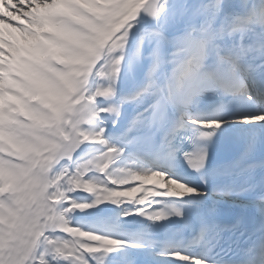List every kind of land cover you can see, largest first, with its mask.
I'll return each mask as SVG.
<instances>
[{"label":"bare ground","instance_id":"1","mask_svg":"<svg viewBox=\"0 0 264 264\" xmlns=\"http://www.w3.org/2000/svg\"><path fill=\"white\" fill-rule=\"evenodd\" d=\"M249 1V7H251L256 0ZM19 2L31 3L27 13H23L22 9H17L25 17L29 16L30 19L19 22L22 25L21 28L3 27L0 30L1 34L14 36L17 32H22L23 35H26L31 28L36 27L37 23H44L49 26L53 21L56 25L59 23L65 25L63 21L67 20L71 21V25L77 24L79 30L83 31L81 32L83 40L95 46L94 52L83 53V57H81L78 56L79 54L71 53V46L56 36H52L48 43L38 41L36 49L40 52L41 57L45 54L49 55L48 64L41 62L34 49H29L27 45L23 53H29L30 59L20 58L16 53L12 54L13 47L8 44L6 46V43L0 47V79L3 76L7 77L8 74H14L12 69L17 72V75H13L11 84L7 79L1 84L9 98V108L0 106V152L6 154L5 159L0 158V168L5 170L4 176L7 178V182L15 184L27 180L29 176L34 178L37 171L31 167V162L40 156H56L57 159L73 158V161L53 172L48 182V196L52 203L57 205L55 212H57L60 233L57 236H44L40 243L59 246V250L54 249L57 252L58 264H69L63 258L79 259L77 255L79 247H73L70 243L65 245L66 241L81 239L95 245L101 244L102 241L99 238L93 239V234L105 235L108 238L119 239L123 242L112 253L99 254L102 260L110 261L111 264H179L170 254L162 256L153 254V248H150L152 236L150 229L153 224L150 221L142 220V215L150 208L149 200L154 194L153 189L149 187H160L159 183L147 185L144 181H140L133 188H126L130 185L112 187L104 178L105 174L101 173L100 169L109 167V170H113V166H116V168H123L124 171L128 169L137 172L156 171L139 160H129L126 155L127 149L120 146L118 142L150 134L147 129L142 130L139 134H125V129L129 127L132 118L138 113L142 117H148L150 110L147 108V104L155 98L141 90L147 84L148 70L152 65L151 52L155 46V37L150 41L147 33L155 31L157 24L163 22L165 24L164 34L169 40L183 34L185 24L183 21L174 22L173 14L179 15L184 0L160 1L165 5L164 10L155 17L152 25L135 21L138 24L136 28H138L136 34L130 29L129 41L125 49L127 56L117 77L114 93L106 96H91V98L89 90L90 88L94 90L95 84L98 82V78L92 77L90 71L91 68L95 67L93 61L98 53H106L116 33L120 32V28L113 26L105 18L104 13L110 2L108 0H88V2L83 0H49V6L46 5L45 1L40 3L39 0H19ZM217 2L218 0H187V3L191 5L211 4L214 6ZM9 3L14 2L11 0ZM224 4L225 10L228 12L239 14L244 12L240 7L241 0H224ZM2 7L5 15L12 18L17 17L15 14L8 12L6 3H3ZM130 18L134 19L131 16ZM3 22L5 21H1L0 25ZM102 23L105 26H101ZM243 26L244 22H241L236 25V28L239 30ZM136 35H138V40L140 35H145V39L140 47L139 56L133 60L131 71H129L127 57H131L136 52L138 41ZM134 36L135 38H133ZM6 39L10 38L6 37ZM116 42L119 43L120 41ZM220 43L223 46L230 45L226 39ZM173 52L174 47H172V44H162L161 56H168L171 59ZM13 56H15L14 59H12ZM51 58H55V61L62 65L61 70H54L50 67L49 61ZM20 61L22 62L20 63ZM74 63L79 64L82 69L91 74V80L85 84L84 88L77 85L76 81L63 76L65 68ZM34 67L41 68L43 74H37ZM166 67H171V65ZM0 81L2 82V80ZM99 82L106 83L104 81ZM27 91L33 92L37 97L40 96L43 99V104L41 105L37 101L32 102L29 95L24 97L22 92ZM138 91H141L143 96L142 102L131 98ZM79 94H84L87 98V108L85 107V117L79 115L76 121L81 122V119L84 118L82 123L85 124V128L98 125L104 128V132L103 135L87 133V137L83 138L79 148L72 152H65L62 149V134L58 132V127L54 125V121L66 113L68 101ZM199 99L200 97L196 98V103L190 106L189 110L198 103ZM116 101L121 102L119 104L121 117L115 123L111 118L112 111L108 113L89 111L96 102L98 106L105 107L109 103L114 104ZM127 107L131 110V115L125 113ZM21 108L24 111H29L30 115L34 114V117H28L27 123L19 121L18 116L15 115V110L19 113ZM93 120H96V122L91 125ZM21 128L28 133L26 139L17 136V131ZM79 131L81 132L80 129ZM104 140L106 144L114 145L119 150V154L107 153L102 155L101 153L106 151L105 145H103ZM11 158H16L18 162L13 163ZM164 174L171 178L166 173ZM115 183L118 182L115 181ZM112 193H116V195H112ZM124 193H131V195H124ZM141 194L148 197L144 204L137 203ZM11 196L12 194L8 193L0 194V243L8 241L11 237L5 228L7 221L17 213L21 214L16 204L13 203ZM105 197H111V199L106 200ZM113 200L116 204L112 203ZM71 205L81 209L86 219L78 222L71 218L69 214ZM82 231H89L93 234L82 233ZM132 234L141 236L139 237L140 240L135 241L131 237ZM125 247H128L130 251H126ZM93 249L98 250L97 248ZM84 250L92 249L87 247ZM46 255L48 254L41 250L40 254L36 255L34 264H47L44 259ZM89 259L95 264L94 257H89ZM160 261L162 263H159Z\"/></svg>","mask_w":264,"mask_h":264},{"label":"snow or ice","instance_id":"2","mask_svg":"<svg viewBox=\"0 0 264 264\" xmlns=\"http://www.w3.org/2000/svg\"><path fill=\"white\" fill-rule=\"evenodd\" d=\"M13 2L15 3V7L8 8V12L18 16L20 20L27 19L22 12L27 13L31 4H21L19 0H13ZM261 3H264V0ZM127 7L122 4H114L108 8L109 13L122 15L124 19L119 20L117 23L116 27L120 28V32L116 33L106 53H98L96 59L93 61L95 67L91 68L90 71L92 77L98 78V82L95 84L94 90L90 88V98L91 96H106L114 93L117 77L122 70V63L127 56L125 51L126 44L123 41L127 40L128 43L133 22L137 21V17L141 12L149 17H157L164 10L165 5L160 0H144L141 5L133 8L131 12H127ZM240 7L244 10L243 14L226 11L224 0H218L214 6L211 4L191 5L187 3V0H184L179 15L173 14L174 22H184L185 31L183 34L169 40L164 34L165 24L163 22L157 24L155 31L147 33L150 41L155 37V46L151 52L152 70L158 64L161 57L160 50L164 43L172 44L174 47L172 55H178L186 62L185 68L181 70L183 74H179L178 71L177 76L170 81L169 87L164 91L163 95L158 96L155 103L151 105L150 127H159L161 121L166 116L167 108L171 106L180 113L179 128L187 129L189 124H198L206 129H218L221 127V121L217 118H192L189 107L196 103V98L206 93H212L220 101L221 108L217 111L222 110L225 106L224 98L227 95L238 96L240 102H244L243 98L248 96V88L245 81L254 79V74L258 69H264V31H261V28L264 27V13L257 11L255 4L249 7V0H241ZM17 9H22V12H18ZM126 12L127 15H125ZM129 16L134 17V19L129 20ZM0 20L6 21L13 28L22 27L18 20L11 19L6 15H0ZM125 20L128 22L125 23ZM241 22H244V26L237 30L236 25ZM63 23L70 25L71 21L64 20ZM257 24L260 26L259 32L256 31ZM208 25L211 26L210 29L207 28ZM206 31H211L220 42L228 39V35H231L233 37L231 39V46H222L215 51L210 50L207 48L204 36L202 35ZM144 39L145 35H140L136 43V52L131 57H127L129 71H131L133 60L139 56L140 47ZM116 41L120 42L117 43ZM210 58L214 60L211 66L206 64V61ZM257 59L260 63L253 64L252 61ZM152 70L147 74V84L141 89L144 93H147L151 86ZM34 71L37 74H43V70L39 67H34ZM99 81L106 83H100ZM139 95H141V91L137 92V96ZM260 95L264 97V92ZM248 99L251 100L252 97L248 96ZM95 106L103 108L102 106H98L97 102ZM244 119L264 121V115H255L245 117ZM191 131L193 135L189 137V140L194 146L195 151L185 152L184 159L190 167L200 169L204 166L207 154L206 144L211 141L213 131H202L200 128H193ZM170 135L173 137L179 135L178 129L173 127ZM103 145H105L106 151L102 152V155L110 153L109 149L114 150L111 153L119 154V150L114 145L106 144L105 140ZM169 146L171 147V144ZM100 172L104 173L107 177H111L113 181L118 182L111 183L113 185H130L126 188H133L140 181H144L147 185L159 183L160 187L153 190L154 194L151 196L153 198L160 196L184 197L186 194L196 192L194 187L188 186L177 179L169 178L161 171L137 172L131 169L126 171H111L108 167L107 169L101 168ZM116 174H119L118 179L116 178ZM201 180H204L203 175L201 176ZM112 195H116V193H112ZM124 195H131V193H124ZM105 199L108 200L111 197H105ZM147 200V195L141 194L137 203L144 204ZM112 203L116 204L114 200ZM174 214L176 216L181 215L179 210H174ZM148 218L161 220L164 216L161 212L157 211L149 215ZM210 227H213V225L202 223L200 233L192 243H203ZM82 233L93 234L89 231H82ZM96 238L102 241L101 244L96 246L98 250L85 251L84 248H80L77 253L79 259L71 257L63 259L68 261L69 264H93V261L89 257H94L95 264H111L110 261L102 260L99 254L112 253L123 242L119 239L108 238L105 235L93 234V239ZM80 243L87 245L89 242L81 240ZM132 246L137 247L136 245ZM40 251L41 249H37L36 255H39ZM170 255L179 264H203L201 259L188 254H182L179 251H173ZM44 259L47 261V264H58V258L56 261H52L50 256L46 255Z\"/></svg>","mask_w":264,"mask_h":264},{"label":"clouds","instance_id":"3","mask_svg":"<svg viewBox=\"0 0 264 264\" xmlns=\"http://www.w3.org/2000/svg\"><path fill=\"white\" fill-rule=\"evenodd\" d=\"M255 8L257 11L264 13V3L255 5ZM210 27V25L207 26L208 29ZM261 31H264V27L261 28ZM202 35L204 36L207 48L210 50L215 51L217 48L223 46L211 31H206ZM232 38L231 35H228L229 40ZM123 42L127 45V40ZM185 64V60L178 55H172L171 59H165L161 56L156 68L152 70L151 65L148 70V72L152 70V74L151 86L147 93L154 96L155 100L158 96H162L164 91L169 87L170 81L177 76L178 71L179 74H183L181 70L185 68ZM167 65H171V67H166ZM131 98L138 102H142L143 100V96H137V92ZM120 103V101H116L114 104L109 103L103 108L94 105L89 111H99L100 113L112 111L111 118L113 123H115L121 117ZM113 109L115 110L113 111ZM150 116L151 114L148 117H142L138 113L132 118L129 127L125 129V134H139L144 129L151 130ZM96 120L91 121V125L95 124ZM103 132L104 128L98 125L81 130L82 135L85 133L102 134ZM17 136L21 139H26L28 133L25 129L21 128L17 131ZM108 151L111 153L114 150L109 149ZM260 167L261 176L258 181L255 180L256 167L249 165L245 169L249 173L245 186L238 188L231 187L228 189L213 188L209 192V198L213 202H215V197L217 196H235L239 198L244 194L251 195V198L239 201L241 211L236 215L234 223L230 225L212 224L213 227L209 228L203 244L206 248L215 250V257L213 258L212 264H264V165ZM116 178H119V174H116ZM233 202L235 203L236 201ZM69 243L73 247L79 246L85 249L88 247L86 244H81L80 241L78 244L76 241H66L65 245ZM39 249L47 253L52 261H56L57 252L54 249L59 250V246L42 242L39 244ZM12 251L15 252L16 249L13 248Z\"/></svg>","mask_w":264,"mask_h":264},{"label":"rangeland","instance_id":"4","mask_svg":"<svg viewBox=\"0 0 264 264\" xmlns=\"http://www.w3.org/2000/svg\"><path fill=\"white\" fill-rule=\"evenodd\" d=\"M109 1L111 5H126L128 6L127 12H131L133 8L137 7L138 4L140 2H143L144 0ZM46 3V5L48 6V2ZM127 12L125 13V15H127ZM104 14L105 18L115 27L119 20L124 19V16L119 14H114L115 16H117L116 18L110 16L108 9ZM128 19L131 20L130 16L128 17ZM124 22L127 23L128 21L125 20ZM135 25L138 26L137 23H133V28L131 30L136 34V29L138 27L135 28ZM65 36L70 39H79V36L71 37V35L66 34ZM133 38H135V36ZM137 38L138 35H136V40H138ZM93 48V44L90 48L88 47L89 50H92ZM72 70H74L72 74H70L69 71L66 72L65 75L80 77V74L81 76H83L78 68H74ZM85 77L86 73H84V77H80V79L82 80L81 82L85 83ZM72 101H68L66 114L61 118L56 119L54 123V125L58 127V132H61L63 135L62 148L68 151L79 148L81 146V141L83 140V138L87 137V133L82 135L79 131V129L82 130L83 128H85V124L76 121V118L81 115L78 109L74 112V120L72 122V125L70 124L69 114L71 113V108L73 107L71 104ZM77 101L81 102L80 107H85L82 97L79 96L77 98ZM82 120H84V118L81 119V121ZM70 126H72L71 130ZM40 157L31 162L32 168L37 170L36 176L34 178L29 176L25 181L12 184L10 182H7V178L5 179L4 172L0 173L3 175V188L1 190L3 192H13L14 197H12V199L16 201V207L21 211V214L17 213L16 215H13L10 220L7 221V225H5V228L10 233L11 237L8 241L6 240L3 243H0V264H34L36 260V248H39L41 239L47 235L57 236L60 233L57 221V212H55V210L57 209V205L52 203L51 199L48 196V182L53 172H56L60 169L61 166L67 164L68 162L73 161V158L60 160L53 164L54 158L56 156L50 157L49 155L43 156L41 158ZM76 241L78 244L81 239H77ZM87 245L88 248H91L93 251L96 250L93 248H97L90 243H88ZM13 248L16 249L15 252L12 251ZM80 248L81 247H79V249ZM6 251L9 252L6 254Z\"/></svg>","mask_w":264,"mask_h":264},{"label":"water","instance_id":"5","mask_svg":"<svg viewBox=\"0 0 264 264\" xmlns=\"http://www.w3.org/2000/svg\"><path fill=\"white\" fill-rule=\"evenodd\" d=\"M141 17H145L146 18L145 14L143 12L141 14ZM71 210L75 214L76 217H78V218H84L85 217L84 214L80 210L75 209V208H73Z\"/></svg>","mask_w":264,"mask_h":264}]
</instances>
